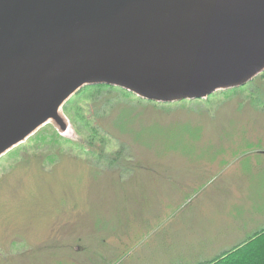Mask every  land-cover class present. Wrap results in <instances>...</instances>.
Here are the masks:
<instances>
[{
  "label": "rangeland",
  "instance_id": "1",
  "mask_svg": "<svg viewBox=\"0 0 264 264\" xmlns=\"http://www.w3.org/2000/svg\"><path fill=\"white\" fill-rule=\"evenodd\" d=\"M62 113L0 158V264H200L264 227V72L172 104L86 87Z\"/></svg>",
  "mask_w": 264,
  "mask_h": 264
},
{
  "label": "water",
  "instance_id": "2",
  "mask_svg": "<svg viewBox=\"0 0 264 264\" xmlns=\"http://www.w3.org/2000/svg\"><path fill=\"white\" fill-rule=\"evenodd\" d=\"M264 72V0H0V158L85 87L204 100Z\"/></svg>",
  "mask_w": 264,
  "mask_h": 264
},
{
  "label": "trees",
  "instance_id": "3",
  "mask_svg": "<svg viewBox=\"0 0 264 264\" xmlns=\"http://www.w3.org/2000/svg\"><path fill=\"white\" fill-rule=\"evenodd\" d=\"M249 84L250 83H248L247 85ZM87 88H92L97 90L102 88L109 90L115 89L113 87L103 86V85L91 86ZM95 99L96 98L94 97L93 100ZM100 100L102 99H99L98 101ZM93 135L94 137L90 136V140L88 141L89 151L87 153H89L90 158H92L93 156L96 157H93L91 160L92 161L95 160L96 162L100 163L99 158L103 156V158L107 161L106 164L107 166L113 168L120 166V164L122 163L121 157L125 152L124 147H122L119 152L115 153L114 155H111L112 159H109L108 157L104 156L105 150L102 149V145H105L106 143L104 138L107 137V134L101 133L99 136H97L96 132H94ZM256 234H258L256 238L248 237L246 240H244L242 244L238 246L236 245V247H233L232 249L223 252L214 259L200 264H264V227L257 230Z\"/></svg>",
  "mask_w": 264,
  "mask_h": 264
}]
</instances>
